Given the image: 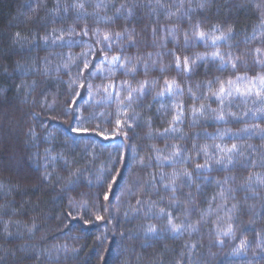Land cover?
<instances>
[{
  "label": "trees",
  "instance_id": "16d2710c",
  "mask_svg": "<svg viewBox=\"0 0 264 264\" xmlns=\"http://www.w3.org/2000/svg\"><path fill=\"white\" fill-rule=\"evenodd\" d=\"M262 11L264 0H0V264H264V184L256 181V174L264 177L259 134L264 115L257 111L264 101L255 95V78L264 75V64L257 63L264 55L256 52L264 53ZM197 24L207 34L204 40L193 35ZM221 32L227 39L213 45ZM104 33L111 34L109 42ZM217 51L228 61L224 67L211 59ZM112 56L131 60L135 74H124L125 63L124 68L104 64L103 73L91 75ZM177 57L181 68L189 58L190 73L177 70ZM238 76L245 77L244 83L236 82L242 91L253 87L249 79L255 81L253 94L233 92L224 101L225 120L218 121L211 110L219 112L221 105L208 82L212 91L219 89L218 81L227 89V81ZM165 80H175L182 94L159 96ZM139 81L148 82L146 94L133 93L130 102L122 85L136 87ZM89 83L95 93L91 99ZM109 84L115 87L108 89L112 100L105 102L106 93L96 89ZM201 104L204 115L194 123L192 108ZM180 105L178 131L161 135ZM77 106L85 117L96 116L85 125L90 134L84 137L69 131L72 116L64 115ZM233 144L243 155L227 168L213 162L196 170L206 159L202 152L197 155L202 146L213 156L216 145ZM174 146L181 150L179 157H172ZM46 150L57 158L47 157ZM184 169L192 180L177 178L173 201L163 184L173 171ZM109 188L110 199L104 200L101 193ZM84 201L88 223L79 210ZM161 208L185 226L181 232L169 230ZM97 214L103 219L96 220ZM229 224L234 237L221 235V245L218 232ZM149 225L156 227L155 234H146ZM242 240L247 248L234 255Z\"/></svg>",
  "mask_w": 264,
  "mask_h": 264
},
{
  "label": "snow or ice",
  "instance_id": "6c2138e0",
  "mask_svg": "<svg viewBox=\"0 0 264 264\" xmlns=\"http://www.w3.org/2000/svg\"><path fill=\"white\" fill-rule=\"evenodd\" d=\"M157 3H160V0H157ZM182 6L183 5L181 3V7ZM77 7L83 8L84 5L83 4H79V5H77ZM99 7H100V5L98 4L97 8H99ZM123 7L124 6L121 5V8H123ZM199 7H201V8L205 7L204 3L203 2L200 3ZM65 11H66V9H65ZM117 11H119V9H117ZM129 15H131L130 11H129ZM259 27H261V29H264V11L261 12V24H260ZM196 29H197V31L194 32L193 35L196 36L199 40H204L207 34L205 32H203V31H199L198 30L199 29V24L196 25ZM231 32H232V29H231V27H229L228 28V33L230 34ZM83 34L85 36L88 35V32H87L86 29L84 30ZM170 34L174 36L175 35L174 30H170ZM17 36H19L18 33H17ZM116 36H117V39L122 38L120 33H117ZM47 39H48L47 37L44 38L45 42H47ZM129 39H131L130 36H129ZM225 39H227V37L224 35L223 32H221V34L219 36H215L212 39V44L215 45L218 40H225ZM103 40L106 41V42H109L111 40V34L104 33L103 34ZM187 41H188V37H187V34H185V42H186V44H187ZM99 42H100V40L98 38L97 39V43H99ZM107 47L110 50L111 49V43H108ZM256 52L258 54H260V55H264V53H262L261 49H259V48L256 49ZM85 55H87V54H85ZM149 58H151L150 55H149ZM204 59H205L204 56H197L196 57V60H204ZM211 59L213 61H215L217 59L222 61L221 67H224L225 64L228 63V61H225L224 57L218 51L217 52H213L211 54ZM229 59L231 60V57H229ZM196 60H192L191 64L194 65L196 63ZM125 63H127L129 66L125 70L124 74L127 75L128 73H132L134 75L135 72H136V65L132 64L131 60H129L128 58H125L124 62H121V57L120 56H112L110 60L107 59V57H105V60L102 61L101 64L97 65L96 71L92 72L91 75L95 76L97 71L103 73V71H104L103 65L104 64H107L109 66H114V65L119 64L120 68H124L125 67ZM257 63L264 64V61H261V60L258 59ZM231 66L233 68H235L236 64L233 62ZM65 67H67V65H65ZM88 67H89V63L85 62L84 68L87 69ZM176 68H177L178 71H183L185 73H190L191 72V67H190L189 58L186 57L184 59L183 68H181L180 58L177 57L176 58ZM109 71L111 72V71H114V70L110 67ZM147 71H148V66H147V64H145V75H147ZM161 71H163V69H161ZM237 81H239L241 83H244L245 82V77L238 76L236 78V81L228 80L227 81V85H228L227 89L224 86V82L218 81L220 83V87L216 91H212V84H211V82H208V90H209V92H211L212 96L215 97V99L221 105V108H220L219 112H217V110H211V111L216 113V115L214 117L216 120H218V121H224L225 120V115L223 114V111H224L223 105H224L225 99L229 98V97H232L233 92L239 94L242 97H247V96L252 95L253 94V88L256 87L255 81L259 82V90L255 91V95H256V97L258 99L264 101V75H258L255 78V81H253L252 79H249L247 81V83L248 84H252L253 87H247V85H245V88H244L243 91L241 90L240 87L236 86V82ZM76 83H77V81H75V80L72 81V84H76ZM154 84H155V81L153 82V85ZM147 86H148V82L147 81H139L136 87H133L130 83L125 82V84L122 85V88H125V87L127 88V99L131 102L132 99H133V93H137L139 97H143L146 94ZM80 87H85V85L84 84H80ZM114 87L115 86L112 85V84L105 85L103 87V89H101L100 87H97L96 92H99V91L103 90L106 93L105 102H108V101L112 100V93L109 92L108 89L109 88H114ZM197 87H199V85H197ZM87 90H88V93H89V97L91 99L95 95V93L93 92L91 83L87 84ZM189 91L191 92V89H189ZM165 94H167L169 96L182 94V92L180 91V85L175 80H172V81L165 80V87H164V89L161 92L158 93V95L159 96H164ZM116 100H117L118 103H123L122 101L119 100V94H117ZM69 104H75V102L69 101ZM194 105H195V97H194ZM178 107H179V110L177 112V115L173 117V121H172L170 127L166 128L164 130V132L161 133V135L167 136L169 133L178 131V128H177L176 125H178V123L181 122V117L183 116V106L180 105ZM122 111L123 110L118 109V112H122ZM257 111L260 112L261 115H264V106H261L260 108H258ZM204 112H205V105L204 104H201L199 108H196L195 106H193V108H192L193 122L194 123L196 122L195 118H196L197 115H204ZM64 115L66 117L68 115L72 116V124L69 125V131L71 133H74L76 136H80V137H84V136H87V135L90 134V129L85 127V125L88 124V123H91L92 120L96 119L95 115L89 116V117H85L83 112L80 110V108L78 106L75 107L74 110L71 113L65 111ZM100 115L103 116L104 114L100 113ZM228 115L232 116L233 119H239L240 118V117H237L234 113H231V112H229ZM123 124H124V126H127V127L131 126L130 124H128V120L127 119H125L123 121ZM116 127L117 128L121 127V120L119 119V116H118V118L116 120ZM255 127L259 128L258 125L255 126ZM97 128H99L98 124H97ZM243 131L244 132H249L250 129L245 128V129H243ZM96 134L97 135H104L105 139L109 138L108 134L105 133V132L97 131ZM259 134L262 137H264V129H259ZM126 135L127 134L125 133V136ZM215 147H216L217 151H216V153L213 156L209 155V148H208L207 145L202 146L198 150L197 155H199L202 152V153H204V155L206 157L203 165H201L199 163L196 164V170L198 172L199 171H203L204 169H207L209 167L210 163H213V162L215 164H217V165H223L225 168H227L228 165L233 163V161H234V159H235V157L237 155H243V152H241L240 148H238L236 144H233L231 148L221 147L220 145H216ZM249 147H251V146H249ZM155 151L157 153L158 166H162V161H161V157H160V151L159 150H155ZM180 152H181V150L177 149L176 146H174L173 147V152H172V157H179L180 156ZM46 156L50 157L52 160H55L57 158L56 156H52L50 151H48V150H46ZM61 158H63V157H61ZM140 163L143 164V160H141ZM168 163L169 164H173V166H174V162H173L172 158H168ZM254 166H255V164H253V167ZM71 175H76V173H71ZM101 175H102V173H101ZM117 175H119V174H117ZM181 175H183L184 177H187V179L189 181L192 180V173L189 172L187 169H184L182 173L173 171V173L171 174V176L169 178V182L163 184L164 188L170 190L173 193V195L171 197V199L173 201H175L177 199V197L175 196L176 180ZM45 178H47V177H45ZM100 178H101V176L98 175L97 179L99 180ZM111 179H112L113 183H116V180H115L114 177L111 178ZM163 179H164L163 176H161V181H163ZM251 181H252V178L249 177V180H248L249 185L251 184ZM256 181H257L258 184H264V177L260 176L259 174H256ZM225 182H227V179L225 180ZM69 183H71V181ZM89 183H91V181ZM249 190H252V189L249 188ZM112 191L113 190L111 188H109L107 191L102 192L101 195L103 196V199L104 200H109ZM221 196L222 197L224 196L223 192L221 193ZM69 203H70V205H73L74 202L70 199ZM138 203H139V201H138ZM236 208H237V205L234 204L233 205V209H236ZM86 209H88V203L86 201H84V202H82L80 204L79 210H81V214H82V216L84 218V222L88 223L89 221L87 220L86 215H84V213H83V210H86ZM160 215L161 216H165L166 215L168 217V227H169V230L173 234L179 233V232H181L184 229L185 226L183 224H177V223L173 222V216H172L171 212H166L163 208H161L160 209ZM102 219H103L102 216H100L98 214L96 215V220H102ZM30 231H31V229H30ZM145 231H146V234H155L157 229H156L155 226L149 225L146 228ZM221 235L224 236V237H234L232 226L229 224V226L227 227L226 230H222V231L218 232L217 239H218V242L222 245L224 243V241L222 239H220ZM257 235H259V233H257ZM262 243H264V242H262ZM247 246H248V242L246 240H242L241 243H240V247L239 248H235L233 250V254L234 255L240 254L244 249L247 248ZM261 250L264 251V247H262Z\"/></svg>",
  "mask_w": 264,
  "mask_h": 264
}]
</instances>
